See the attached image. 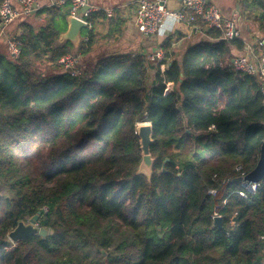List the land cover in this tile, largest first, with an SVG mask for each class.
<instances>
[{"label":"trees","instance_id":"16d2710c","mask_svg":"<svg viewBox=\"0 0 264 264\" xmlns=\"http://www.w3.org/2000/svg\"><path fill=\"white\" fill-rule=\"evenodd\" d=\"M245 2L264 29V0ZM69 14L48 4L22 17L19 56L0 52V264H264V177L246 198L234 181L264 139L259 79L229 66L245 41L209 29L178 60L167 40L150 85L143 54L74 76L56 63L73 46L59 42ZM141 121L153 127L150 181L137 174ZM36 214L52 233L12 246L7 233Z\"/></svg>","mask_w":264,"mask_h":264},{"label":"crops","instance_id":"0c3cea01","mask_svg":"<svg viewBox=\"0 0 264 264\" xmlns=\"http://www.w3.org/2000/svg\"><path fill=\"white\" fill-rule=\"evenodd\" d=\"M11 1L15 6H18V0ZM38 1L42 7L49 4V0ZM135 1L136 0H92L93 11L96 13L104 12L106 16H97L92 24L90 23L89 27L93 30L92 42L88 48H84L83 50L78 49L80 44L83 43V41H86V36L83 31L85 28L81 30L79 43L77 45H73L69 51L72 55L77 57V63L74 70L79 71V67H84L83 62H80L82 51L99 52L102 55V58L115 54L145 55L146 53L157 49H162V44L165 41L170 40L171 49L175 52L177 59L180 60L182 54L190 46L196 44L198 41L207 39V35L205 34L207 30H205L203 26H201L196 33H193L189 25L183 21H178L173 18H166L157 34L153 36H145L141 34L135 22ZM220 1L221 0H213V2L219 6L225 15L235 16L236 18L237 27L240 30L239 37L245 41V46L247 48H245L246 51L244 54L253 57L256 62L263 61L264 55L258 54L257 56L255 54L256 50L264 48V29H262L260 23L255 22L256 25H253V22L249 17L251 12L249 11L245 12L244 18L241 19L239 12L241 10L242 3L240 0H224L226 2L224 6L220 5ZM167 4L170 8H176L179 7L180 0H167ZM108 11H111L110 15H108ZM80 14L81 10L78 15ZM31 17L32 15L28 16V19H31ZM17 22L18 21L7 27V32L14 33L20 31L17 27ZM65 30L66 28L62 30V32ZM59 42L63 41L59 40ZM259 42H262V45H259ZM74 48H76V50H74ZM0 52L10 55L6 48L4 34L1 32ZM237 52L238 51H236V54ZM241 53L243 52L241 51ZM44 60L46 65H52L54 63L49 59L46 60L44 58ZM99 60L90 59L88 62H86V60H84V62H86L85 64L89 67H92L94 63ZM48 62H50V64H48ZM148 65L151 66L152 69H155V67L158 66V64H154L149 61ZM166 89L167 91H171L173 89V83H167ZM232 222L234 225V221H231V224ZM11 243L12 246L16 245L13 242Z\"/></svg>","mask_w":264,"mask_h":264},{"label":"built area","instance_id":"2783aa9c","mask_svg":"<svg viewBox=\"0 0 264 264\" xmlns=\"http://www.w3.org/2000/svg\"><path fill=\"white\" fill-rule=\"evenodd\" d=\"M65 4L70 5V15L82 19L88 27L90 26L86 17L94 10L92 0H49V5L62 6ZM83 7H87V9L78 15ZM41 8L42 5L38 0H18V6H15L11 0L2 1L0 5V32L4 34L6 48L13 58H17L21 51L18 38L19 31L10 33L7 32V27ZM107 13L110 15L111 11ZM166 18L185 22L191 27L193 33H196L201 26L205 30L216 29L220 31V38L225 41L233 40L240 35L235 16L225 15L213 0H180L179 7L176 8H170L167 0L135 1V22L141 34L145 36L157 34ZM259 45H262V42H259ZM44 58L47 60V55H44ZM145 58L151 63L158 64L162 72L165 70L166 63L163 62L164 52L162 49L146 53ZM56 63L64 68H69L72 75L78 74V71L74 70L77 57L70 52L60 57ZM229 66L232 70L256 76L259 79L261 100L264 104V59L261 62H256L251 56L240 55L232 58ZM235 169L240 172L239 176L246 174L245 171H242L241 166H236ZM241 185L243 189L237 190L236 193L241 198H246V192L255 193L259 182H247L246 184L241 183ZM208 192L215 194L216 190L211 189ZM217 216L220 214L215 211L213 218ZM260 239L264 241V231Z\"/></svg>","mask_w":264,"mask_h":264},{"label":"water","instance_id":"95a60500","mask_svg":"<svg viewBox=\"0 0 264 264\" xmlns=\"http://www.w3.org/2000/svg\"><path fill=\"white\" fill-rule=\"evenodd\" d=\"M87 7L81 9V13ZM66 30L59 34L60 41H68L72 45L79 43V35L81 30L87 27V23L82 19L69 15L66 18ZM67 71L70 72L68 68ZM136 133L139 137V145L141 150V160L137 168V174H143L150 181L153 173V165L155 159L152 157L150 146L153 143V127L150 121H141L136 125ZM264 177V139L260 146V154L256 165L247 172L244 176H238L234 179L236 182L246 184L247 182H260ZM38 214L28 220H18L16 226L7 233L8 239L13 243L24 241L34 235L45 236L47 232L52 233V230L39 226L37 224ZM214 224L221 227V217L214 218Z\"/></svg>","mask_w":264,"mask_h":264},{"label":"rangeland","instance_id":"374dc122","mask_svg":"<svg viewBox=\"0 0 264 264\" xmlns=\"http://www.w3.org/2000/svg\"><path fill=\"white\" fill-rule=\"evenodd\" d=\"M242 4H241V10H240V12H239V14H240V16H241V19H243L244 18V13L245 12H248V7H247V4H246V2H245V0H241L240 1ZM225 1L224 0H221L220 1V5L221 6H224L225 5ZM251 19V21L253 22V25L255 26L256 25V23L255 22H257V23H259L256 19H255V17L253 18V13H251V15L249 16ZM252 32V31H251ZM74 50H76V48H74ZM90 59H92V60H95V59H102V55L99 53V52H93V51H82V54H81V57H80V62H83V64H84V67L85 68H90L88 65H86L85 63L86 62H88ZM84 60H86V62H84ZM79 65H80V63H79ZM81 66H82V64H81ZM154 70L155 69H152L151 67L149 68V78H148V84L150 85V81H151V79L153 78V75H154ZM153 73V74H152ZM152 74V75H151ZM38 224V223H37ZM88 253H89V255L91 256V257H97V256H99L100 254L97 252V250L96 249H94V248H92V249H90L89 251H88ZM103 253L105 254L106 253V251H103ZM103 254V255H104Z\"/></svg>","mask_w":264,"mask_h":264}]
</instances>
